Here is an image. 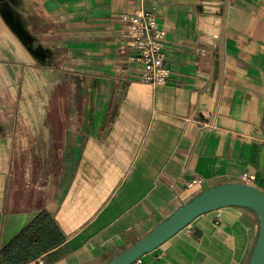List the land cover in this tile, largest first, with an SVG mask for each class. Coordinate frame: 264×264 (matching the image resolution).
Returning <instances> with one entry per match:
<instances>
[{
  "label": "crops",
  "instance_id": "obj_1",
  "mask_svg": "<svg viewBox=\"0 0 264 264\" xmlns=\"http://www.w3.org/2000/svg\"><path fill=\"white\" fill-rule=\"evenodd\" d=\"M0 5V264H106L210 187L264 190V0ZM140 10L166 33L164 86L125 49ZM258 234L225 208L134 264H249Z\"/></svg>",
  "mask_w": 264,
  "mask_h": 264
},
{
  "label": "water",
  "instance_id": "obj_2",
  "mask_svg": "<svg viewBox=\"0 0 264 264\" xmlns=\"http://www.w3.org/2000/svg\"><path fill=\"white\" fill-rule=\"evenodd\" d=\"M4 1V0H0ZM0 5L4 12L6 10ZM230 207L251 210L259 220V234L249 264H264V192L245 182L219 184L179 206L147 236L106 264H134L191 225L198 217Z\"/></svg>",
  "mask_w": 264,
  "mask_h": 264
},
{
  "label": "built area",
  "instance_id": "obj_3",
  "mask_svg": "<svg viewBox=\"0 0 264 264\" xmlns=\"http://www.w3.org/2000/svg\"><path fill=\"white\" fill-rule=\"evenodd\" d=\"M121 20L126 26L125 49L132 53L131 60L141 67V81L155 88L166 85L170 78L164 54L166 33L159 28L153 15L146 10L124 14ZM201 128H209V125L204 124ZM255 179V176L248 174L242 177L243 182L248 184ZM37 264L44 262L39 261Z\"/></svg>",
  "mask_w": 264,
  "mask_h": 264
},
{
  "label": "rangeland",
  "instance_id": "obj_4",
  "mask_svg": "<svg viewBox=\"0 0 264 264\" xmlns=\"http://www.w3.org/2000/svg\"><path fill=\"white\" fill-rule=\"evenodd\" d=\"M22 35V34H21ZM22 38L23 35H22ZM26 83L24 84V93L20 91V95H24L23 98L19 99V110L25 112V110H34L41 107V101L38 99L43 91L42 80H37L38 76L34 71L28 70L23 74Z\"/></svg>",
  "mask_w": 264,
  "mask_h": 264
}]
</instances>
